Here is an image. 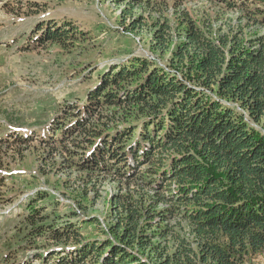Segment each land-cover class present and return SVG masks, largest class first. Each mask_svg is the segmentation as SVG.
Returning <instances> with one entry per match:
<instances>
[{
  "label": "trees",
  "instance_id": "16d2710c",
  "mask_svg": "<svg viewBox=\"0 0 264 264\" xmlns=\"http://www.w3.org/2000/svg\"><path fill=\"white\" fill-rule=\"evenodd\" d=\"M132 1L129 16L143 4L167 3ZM212 1L243 13L259 31L238 38L215 22L206 28L189 19L186 40L174 46L164 28L155 48L178 60L110 66L84 105L71 112L65 106L53 138L42 139L50 151L60 147L58 155L68 148L81 172H114L137 186L119 197L120 215L101 241L83 240L80 212L57 224L54 211L40 215L29 205L24 238L51 246L34 256L40 264H246L264 254V0ZM65 24L42 40L69 47L77 30ZM134 161L146 170L139 173ZM181 221L192 240L156 242Z\"/></svg>",
  "mask_w": 264,
  "mask_h": 264
},
{
  "label": "rangeland",
  "instance_id": "374dc122",
  "mask_svg": "<svg viewBox=\"0 0 264 264\" xmlns=\"http://www.w3.org/2000/svg\"><path fill=\"white\" fill-rule=\"evenodd\" d=\"M135 3L0 0V264L26 260L40 264L34 256L51 249L50 245L43 247L48 242L40 237L24 238L29 205L38 208L40 215L54 211L57 224L76 220L78 211L83 240L101 241L107 237L103 229L108 231L120 215L119 197L137 186L114 172H81L79 164L71 163L68 148L58 155L60 147L56 145L52 152L51 144H43L53 135L55 118L65 106L71 112L74 104L84 105L99 75L133 58L144 57L166 67L173 64L178 60L174 53H163L153 40L170 27L171 44L184 42L189 19L206 28L215 22L223 32L238 38H249L259 31L243 13L212 0H186L183 5L167 0L166 6L153 1L135 8L129 16L127 12ZM66 22L77 30V35L68 38L69 47L42 40L51 28ZM135 163L131 166L139 173L146 170V165ZM45 191L56 198H44ZM82 217L99 221L87 224ZM177 236L194 238L187 223L181 221L167 239L156 242L171 246ZM168 252H173L172 247ZM246 264H264V254Z\"/></svg>",
  "mask_w": 264,
  "mask_h": 264
}]
</instances>
